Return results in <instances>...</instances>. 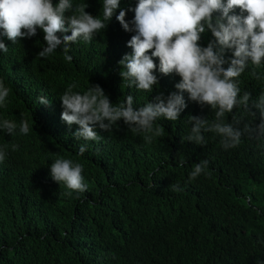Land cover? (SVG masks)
Segmentation results:
<instances>
[{
  "label": "trees",
  "instance_id": "trees-1",
  "mask_svg": "<svg viewBox=\"0 0 264 264\" xmlns=\"http://www.w3.org/2000/svg\"><path fill=\"white\" fill-rule=\"evenodd\" d=\"M81 3L87 4L86 12L102 18L103 0H73L74 5ZM136 3L121 0L120 7ZM118 14L119 9L90 42L70 46L71 62L64 59L62 46L48 57L38 56L46 47L40 29L15 44L0 38L8 47L7 53L0 50V78L11 88L0 121L9 119L18 126L13 135L0 128V147L7 146L0 162V264L264 261V136L244 134L239 146L229 149L212 132L202 133L203 145L188 141L190 116L212 121L214 111L189 100L187 93L180 118H158L164 135L150 144L144 133L132 132L122 119L110 132L97 127L98 141L76 140L73 133L79 126L62 121L60 97L73 82L78 92L99 84L114 105L131 94L137 108L160 93L177 91L180 77L161 74L158 58H153L158 77L153 92L129 87L122 79L118 62L131 53L127 42L135 33L123 30ZM133 17L128 11L126 20ZM212 39L206 32L200 43L207 46ZM230 57L226 51L225 59ZM253 70L262 78L256 79ZM239 87L240 95L247 91L253 101L264 93V65H249ZM40 96H47L50 106L39 104ZM233 115L241 129L246 124L255 127L261 119L254 108H235L226 121L231 123ZM23 119L29 121L27 135L19 132ZM82 144L87 150L80 156ZM57 158L84 166L87 191L67 195L65 185L52 179L50 165ZM205 159V171L190 179L195 164ZM177 182L180 190L174 191Z\"/></svg>",
  "mask_w": 264,
  "mask_h": 264
},
{
  "label": "clouds",
  "instance_id": "clouds-1",
  "mask_svg": "<svg viewBox=\"0 0 264 264\" xmlns=\"http://www.w3.org/2000/svg\"><path fill=\"white\" fill-rule=\"evenodd\" d=\"M121 0H103L102 18L86 12L87 4H73V0H0V38L7 37L13 44L23 38H31L40 29L46 47L38 53L48 57L58 47H63L64 59L73 60L69 55L70 46L82 40L90 42L119 9L116 20L123 30L133 32L125 54L118 62L120 76L139 91L153 92L158 85L154 74L159 60V72L163 75L176 74L180 77L175 84L177 91L165 96L156 95L142 107H134V97L129 94L124 102L114 105L99 85H91L83 92L74 91L76 82L67 85L62 101L61 119L69 127L78 125L73 133L76 140L98 141L101 137L96 128L111 131L113 125L124 121L134 133H144L146 143L164 135L162 125L156 124L160 117L176 121L187 107L188 99L208 106L214 111V119L190 116L191 133L187 140L198 145L206 143L202 133L212 132L221 137L225 149L236 148L244 134L264 136V93L251 99V93L241 96L239 78L249 67L264 65V0H137L134 7L122 9ZM240 13L236 14L235 10ZM128 11L134 12L131 21L126 20ZM70 13V14H69ZM246 13V15H245ZM71 33L70 35L67 33ZM210 32L214 38L202 46V35ZM58 34H64L61 38ZM0 50L8 47L0 39ZM226 51L231 57L225 59ZM150 53V54H149ZM225 64L228 66L225 67ZM252 75L261 79L253 70ZM11 88L0 78V108L5 107ZM39 104L50 106L47 96L37 98ZM238 107L254 108L260 113V123L255 127H238L240 119L233 115L232 122L226 121V114ZM15 121L3 119L0 128L13 135L17 129ZM29 121L21 120L19 132L27 135ZM15 151L18 145L12 144ZM87 145L79 147L83 156ZM7 154V146L0 147V162ZM208 160L195 164L190 179H195L208 166ZM183 161H181V165ZM84 166L72 159L57 158L50 165V175L57 183H63L69 191L84 193L88 185L84 182ZM178 183L172 185L179 191ZM264 264V261H258Z\"/></svg>",
  "mask_w": 264,
  "mask_h": 264
}]
</instances>
